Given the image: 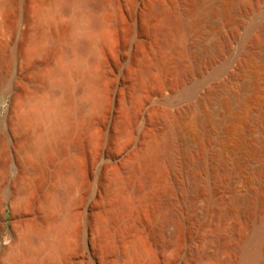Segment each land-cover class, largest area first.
I'll return each instance as SVG.
<instances>
[{"label": "bare ground", "instance_id": "1", "mask_svg": "<svg viewBox=\"0 0 264 264\" xmlns=\"http://www.w3.org/2000/svg\"><path fill=\"white\" fill-rule=\"evenodd\" d=\"M136 2L125 0L131 10ZM263 5L264 0L146 1L140 16L151 41L128 69V94L108 140L113 149L101 155L106 162L98 167L100 188L90 204L95 211L88 241L95 264H178L180 259L264 264V34L249 38L239 55L233 53L247 19ZM119 7L116 0H62L55 9L71 15L64 26L76 33L50 72L55 86L21 117V123L34 125L23 147L38 160L34 172H49L54 152L66 156L67 139L78 142L80 130L104 125L116 75L109 55L117 54L125 27ZM47 12L41 16L54 23L56 17ZM48 37L44 47L30 40L36 45L30 50L50 53L56 41ZM68 83L70 90L64 89ZM181 88L182 105L154 107L136 134L149 99L161 101ZM258 96L261 103L252 107ZM60 135L67 144L58 142ZM89 140L98 152L99 132ZM75 143L76 153L83 152ZM78 158L64 162L72 182L47 204L62 209L61 216L36 235L19 239L12 230L9 245L0 248L7 264H86L76 249L79 215L68 206L77 201L76 187H88L84 158ZM19 216L14 207V224Z\"/></svg>", "mask_w": 264, "mask_h": 264}, {"label": "rangeland", "instance_id": "2", "mask_svg": "<svg viewBox=\"0 0 264 264\" xmlns=\"http://www.w3.org/2000/svg\"><path fill=\"white\" fill-rule=\"evenodd\" d=\"M60 1L62 0H0V234L3 226L4 210L7 213V227L12 229L14 231L13 235H16L19 239L23 238V235H36L38 230L40 233L45 229H49L53 225L56 216H61L62 209L47 208V204L51 205L55 201L56 194L64 190L68 183L72 182L73 173L68 171L69 168L67 169L66 163H69L68 165L74 164L75 160H79L78 157L80 156V158H84L88 187L87 190L76 187L73 196H77L80 199L78 200L76 197L78 202L69 203L68 206L79 215L78 221L74 225V228L77 229L76 235L81 236L77 243V252L79 255L81 254L80 256L83 257L86 264H95L97 257L89 244L88 238L92 235V212L94 213L95 211L90 206L93 204L94 194L100 188L97 170L100 163L106 162L101 155H105V153L113 149L112 144L108 140L116 131V116L121 106V100L123 96L128 94V69L133 67L138 59L142 58L144 50H147V45L151 41L148 24L141 21L140 16L147 0H137L133 10L126 5L125 0H116L117 6H121L119 8L124 12L125 27L122 29L123 35L118 42L117 54L110 53L111 55H109V60L110 62L112 61L113 68L115 67L116 75H114L115 79H113L109 93L110 105L106 120L103 122L104 125L102 124V127L99 126L98 130L94 128L79 131V133L82 132L80 133L81 135L77 136V141H79L76 143L82 146V157L81 153H76L73 149L76 138H66L68 142L64 138L65 136L60 135L58 138V142H61L60 144H67L68 142L67 147L65 146L67 148L66 151H68L66 156L57 150L54 152L55 158L49 168V172H34L32 168L38 164V160L23 148L29 137L30 130L34 129V125L30 121L21 123V117L25 110H32V108L34 110L38 99L46 97L47 93H49L48 91L55 86L53 84L55 82L54 79L49 76L50 72L62 62L65 53L70 50L74 43L76 29L64 26V24L68 25L71 21V15L70 17L69 15H59L57 10L59 9ZM55 9L57 10L55 11ZM47 11L53 12H50L52 18L55 16V22L61 23V27L63 22L62 28L57 26L59 24L55 22L47 23L43 19V13ZM48 12L47 14H49ZM61 17L66 22L61 21ZM247 22L240 31L239 39L234 45L233 53L235 55H239L243 47L249 42V38L255 36V34H264V5L257 12H254L247 19ZM70 29H74V31L70 32ZM48 36L56 41L50 53L45 50L31 51L36 45L33 47L30 44V40L33 39L32 41L34 42L31 41L32 44L37 43V45L44 47L47 46V43L49 44ZM45 40L48 41L46 42ZM255 70L260 71L258 67H255ZM65 85L64 89L69 88L70 90V83H68V87H65ZM182 90V88L178 89L176 94L166 92L163 98L161 97L164 102L156 97H152V101L150 98L143 111V116L138 121V125L135 126V133L139 134L143 131L145 123L153 115L151 111L153 113L154 107L162 103L169 109L171 108V110L180 107L182 105L181 102H183L180 99L182 98ZM172 95L174 98H172ZM254 100L251 103L252 107L258 106L262 101L259 96ZM65 101L67 100L63 99L62 104L66 109V105L69 104L68 101ZM97 132L102 137L98 152L91 146L89 140ZM118 140L115 139L114 142H120ZM64 162L66 163L64 164ZM97 200L99 206L104 205V201L100 196ZM14 207L19 210L20 215L15 224L14 219L10 218ZM10 242L11 240L8 239V236H4L0 242V248L7 247ZM122 249L124 250V247L118 243L116 252L121 254L123 253ZM5 257L0 254V264L4 261L3 264L7 262ZM17 257L19 258L20 256L17 255ZM20 258L19 260H21ZM19 260L18 262H20ZM178 264H183V259H180Z\"/></svg>", "mask_w": 264, "mask_h": 264}, {"label": "water", "instance_id": "3", "mask_svg": "<svg viewBox=\"0 0 264 264\" xmlns=\"http://www.w3.org/2000/svg\"><path fill=\"white\" fill-rule=\"evenodd\" d=\"M10 218H12V214L10 215ZM6 219H7V213L4 210V212H3V226H2V231H1V234H0V242L3 240L4 236H9L11 234V232H12V229H9L7 227Z\"/></svg>", "mask_w": 264, "mask_h": 264}]
</instances>
